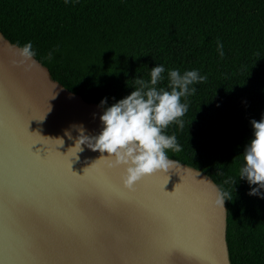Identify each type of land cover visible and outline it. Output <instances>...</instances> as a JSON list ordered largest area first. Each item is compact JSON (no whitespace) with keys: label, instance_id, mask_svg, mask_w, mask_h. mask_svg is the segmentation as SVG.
<instances>
[{"label":"trees","instance_id":"1","mask_svg":"<svg viewBox=\"0 0 264 264\" xmlns=\"http://www.w3.org/2000/svg\"><path fill=\"white\" fill-rule=\"evenodd\" d=\"M0 32L14 45L31 41L53 80L87 102L108 98L104 108L157 64L165 76L172 68L206 75L187 97L183 129L166 130L182 147L168 156L229 193L231 264H264V199L238 177L250 121L264 117V0H0ZM227 177L236 183L223 184Z\"/></svg>","mask_w":264,"mask_h":264},{"label":"water","instance_id":"2","mask_svg":"<svg viewBox=\"0 0 264 264\" xmlns=\"http://www.w3.org/2000/svg\"><path fill=\"white\" fill-rule=\"evenodd\" d=\"M14 46L0 32V264H231L217 184L171 159L123 189L122 167L98 160L107 153L71 149V126L98 134L103 109ZM172 245L199 259L170 256Z\"/></svg>","mask_w":264,"mask_h":264},{"label":"clouds","instance_id":"3","mask_svg":"<svg viewBox=\"0 0 264 264\" xmlns=\"http://www.w3.org/2000/svg\"><path fill=\"white\" fill-rule=\"evenodd\" d=\"M14 47L15 56L20 63L32 61L36 56L31 41ZM217 52L221 58L224 57L223 44L220 41H217ZM46 58L52 60V51ZM164 73V65L157 64L149 71L148 79L141 77L132 81L133 90L126 97L106 108L104 105L108 98L101 99L98 107L103 111L99 116L101 130L98 134L89 136L85 134L83 125L71 126L79 134L75 146L71 148L74 155L83 151L81 145L93 152L107 153V156L101 155L98 160L104 161V167L109 170L122 167L120 185L123 189L131 190L142 178L171 168L174 161L169 158L168 152L178 153L182 151V147L176 134L169 135L166 130L170 125L183 129L182 117L189 109L187 97L196 93L193 85L207 79L206 75H201L196 69L181 73L179 69L172 68L167 70L166 76ZM250 125L252 138L243 152V163L238 168V177L250 186L256 185L250 188L248 195L264 199V117L258 122L250 121ZM65 135L72 138L67 131ZM59 141V144L63 143L62 140ZM217 175L223 176L224 173L218 171ZM235 183L232 177L223 180L225 185ZM228 195L224 188H217L214 203L222 210Z\"/></svg>","mask_w":264,"mask_h":264},{"label":"snow or ice","instance_id":"4","mask_svg":"<svg viewBox=\"0 0 264 264\" xmlns=\"http://www.w3.org/2000/svg\"><path fill=\"white\" fill-rule=\"evenodd\" d=\"M88 176H89V173L84 172L83 177H85L87 179ZM168 253H169L170 256H177V255L183 256V255H188L192 259H199V257L196 256L195 254L187 253L186 250L184 248H182L181 246H179V245H172V246H170L169 249H168Z\"/></svg>","mask_w":264,"mask_h":264}]
</instances>
